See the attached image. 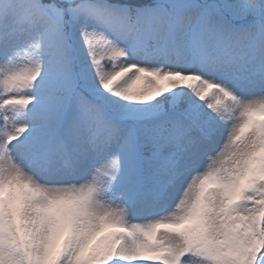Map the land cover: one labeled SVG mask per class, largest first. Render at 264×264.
I'll list each match as a JSON object with an SVG mask.
<instances>
[{
  "label": "snow or ice",
  "instance_id": "1",
  "mask_svg": "<svg viewBox=\"0 0 264 264\" xmlns=\"http://www.w3.org/2000/svg\"><path fill=\"white\" fill-rule=\"evenodd\" d=\"M0 264H264V0H0Z\"/></svg>",
  "mask_w": 264,
  "mask_h": 264
},
{
  "label": "rangeland",
  "instance_id": "2",
  "mask_svg": "<svg viewBox=\"0 0 264 264\" xmlns=\"http://www.w3.org/2000/svg\"><path fill=\"white\" fill-rule=\"evenodd\" d=\"M108 231L111 232V231H114V230H111V229H110V230H108ZM105 234H106V232H105V233H102L101 235L104 236ZM107 234H108V233H107ZM107 234H106V235H107ZM98 239H99V238H98Z\"/></svg>",
  "mask_w": 264,
  "mask_h": 264
}]
</instances>
